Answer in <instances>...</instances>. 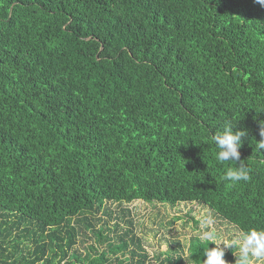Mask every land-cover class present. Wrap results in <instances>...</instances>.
Segmentation results:
<instances>
[{
	"label": "trees",
	"instance_id": "obj_1",
	"mask_svg": "<svg viewBox=\"0 0 264 264\" xmlns=\"http://www.w3.org/2000/svg\"><path fill=\"white\" fill-rule=\"evenodd\" d=\"M227 120L248 133L236 163L216 160ZM261 123L255 0H0V264H203L216 245L199 234L150 255L132 228L92 219L198 202L264 229ZM241 161L250 179L224 180ZM92 234L105 247L80 252Z\"/></svg>",
	"mask_w": 264,
	"mask_h": 264
},
{
	"label": "rangeland",
	"instance_id": "obj_2",
	"mask_svg": "<svg viewBox=\"0 0 264 264\" xmlns=\"http://www.w3.org/2000/svg\"><path fill=\"white\" fill-rule=\"evenodd\" d=\"M129 219L132 224L128 223ZM205 221L212 222L205 224ZM92 222L97 228L115 229V224L118 223L122 230L132 228L150 255L166 250L176 241L186 246L193 234H200L203 231H214L218 240L230 239L233 234L241 232L236 226L215 215L208 207L198 202H178L171 205L134 200L120 205L112 203L107 206V212L96 215ZM122 230L119 229L118 232ZM91 244H97V249L105 247L103 243H98L92 234L89 237L78 238L76 248L84 252ZM236 252L238 253V249Z\"/></svg>",
	"mask_w": 264,
	"mask_h": 264
},
{
	"label": "clouds",
	"instance_id": "obj_3",
	"mask_svg": "<svg viewBox=\"0 0 264 264\" xmlns=\"http://www.w3.org/2000/svg\"><path fill=\"white\" fill-rule=\"evenodd\" d=\"M256 3L264 6V0H255ZM235 123L231 120L225 121L222 131L213 135L212 139L218 149L216 160L218 162L240 161L239 148L243 144L242 138L247 137V130H234ZM261 139L256 141V149H264V124L261 123L259 129ZM224 180L233 183L239 181H248L250 179L249 169L241 161L235 169L229 168L223 176ZM212 221H205V224ZM202 241L214 242L215 247L204 249L206 259L203 264H228L224 259L226 249H238V253L233 251L237 259L235 264H264V229H249L247 232L241 231L238 234H233L230 239L218 240L214 231H203L198 237ZM223 245V247H221Z\"/></svg>",
	"mask_w": 264,
	"mask_h": 264
}]
</instances>
